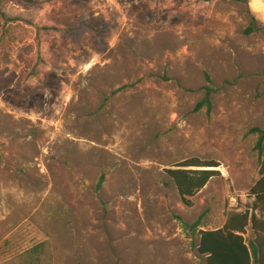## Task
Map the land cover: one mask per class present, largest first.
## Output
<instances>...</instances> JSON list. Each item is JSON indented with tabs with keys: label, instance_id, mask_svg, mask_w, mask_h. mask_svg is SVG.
<instances>
[{
	"label": "rangeland",
	"instance_id": "obj_1",
	"mask_svg": "<svg viewBox=\"0 0 264 264\" xmlns=\"http://www.w3.org/2000/svg\"><path fill=\"white\" fill-rule=\"evenodd\" d=\"M251 14L264 23V0L2 4L0 264H207L199 231L259 179ZM188 162L218 173L192 207L167 173Z\"/></svg>",
	"mask_w": 264,
	"mask_h": 264
},
{
	"label": "trees",
	"instance_id": "obj_2",
	"mask_svg": "<svg viewBox=\"0 0 264 264\" xmlns=\"http://www.w3.org/2000/svg\"><path fill=\"white\" fill-rule=\"evenodd\" d=\"M9 0H0L2 4ZM29 1V0H17ZM211 1V0H203ZM259 32H264V23L260 22L251 14L250 23L245 29V35L250 36ZM207 85L203 88L204 98L198 103L195 111L207 110L211 113L213 110V97L216 94V88L211 77L206 74ZM250 134L258 136L256 150L261 157L259 168V179L254 186L245 195L236 194V204L226 207V222L223 227L215 230H201L198 252L205 256L207 264H264V129L253 128ZM196 168H214L216 165H207L203 163H182L176 165V169H170L167 173L174 181L182 203L186 207H192L190 198L194 197L209 182V180L218 174L209 170H191ZM102 186V181L99 187ZM201 220V219H200ZM200 220L193 225H187L190 229H197L200 226ZM250 229L254 238L249 242L245 235ZM36 250L32 254H36ZM38 263L40 255L36 256ZM31 264H37L32 262Z\"/></svg>",
	"mask_w": 264,
	"mask_h": 264
},
{
	"label": "crops",
	"instance_id": "obj_3",
	"mask_svg": "<svg viewBox=\"0 0 264 264\" xmlns=\"http://www.w3.org/2000/svg\"><path fill=\"white\" fill-rule=\"evenodd\" d=\"M254 236V235H253Z\"/></svg>",
	"mask_w": 264,
	"mask_h": 264
}]
</instances>
